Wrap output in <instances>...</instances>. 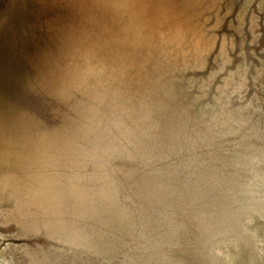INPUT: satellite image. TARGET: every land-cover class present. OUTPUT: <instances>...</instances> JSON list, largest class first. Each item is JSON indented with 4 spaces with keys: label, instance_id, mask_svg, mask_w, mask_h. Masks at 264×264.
<instances>
[{
    "label": "rangeland",
    "instance_id": "rangeland-1",
    "mask_svg": "<svg viewBox=\"0 0 264 264\" xmlns=\"http://www.w3.org/2000/svg\"><path fill=\"white\" fill-rule=\"evenodd\" d=\"M0 264H264V0H0Z\"/></svg>",
    "mask_w": 264,
    "mask_h": 264
},
{
    "label": "bare ground",
    "instance_id": "bare-ground-1",
    "mask_svg": "<svg viewBox=\"0 0 264 264\" xmlns=\"http://www.w3.org/2000/svg\"><path fill=\"white\" fill-rule=\"evenodd\" d=\"M21 53V52H20Z\"/></svg>",
    "mask_w": 264,
    "mask_h": 264
}]
</instances>
